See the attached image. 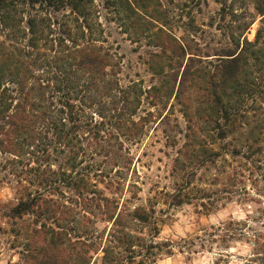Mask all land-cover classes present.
<instances>
[{"label":"rangeland","instance_id":"1","mask_svg":"<svg viewBox=\"0 0 264 264\" xmlns=\"http://www.w3.org/2000/svg\"><path fill=\"white\" fill-rule=\"evenodd\" d=\"M88 9L87 40L109 53L110 65L96 81L77 152L51 161L56 176L72 171L79 183L57 180L54 214L22 218L13 212L16 185L0 184V264H44L49 255L59 264H246L254 252L248 233L264 232V170L245 159L246 135L212 140L217 130L197 81L178 90L187 64L212 66L216 54L238 39L255 42L259 31L254 49L263 55L264 14L254 0H92ZM28 10L20 5L11 20L23 18L16 41L26 45ZM69 13L41 12L53 20L39 41L49 55L45 40L64 35L63 21L74 25ZM176 44L194 54L177 58ZM186 104L202 110L195 131Z\"/></svg>","mask_w":264,"mask_h":264},{"label":"trees","instance_id":"2","mask_svg":"<svg viewBox=\"0 0 264 264\" xmlns=\"http://www.w3.org/2000/svg\"><path fill=\"white\" fill-rule=\"evenodd\" d=\"M91 2L0 0V155L9 156L3 163L0 161V184L14 182L16 185L19 202L13 212L17 217L22 218L29 212L38 215L55 212V208L51 209L55 201L50 196L58 190L59 182L68 186L79 183L72 171L62 170L61 176H56L58 171L52 169L51 161L55 160V153L77 152L87 109L96 102L92 96L96 81H102L110 65L109 53L87 40V33H92L88 13ZM24 4L29 7L28 29H23L24 36L31 35L27 45L16 41L22 31L23 18L11 24L12 13H18V7ZM254 4L257 12L264 14V0H254ZM66 8H70L68 16L72 17L74 25L71 27L63 21L64 35L45 40L50 43L45 50L54 52L49 55L39 41L40 33L50 27L53 20L41 12L52 14ZM252 24L253 20L245 23L243 32ZM79 38L85 41L80 42ZM258 40L260 31L255 42L248 43L244 39L242 46L238 39L233 47L216 54L219 61L212 66L190 67L189 64L187 67V64L178 93H183L187 80L197 81L202 90L200 106L205 108L207 121L211 118L217 130L216 134L212 133V140L222 141L236 133L241 137L246 135L245 159H253L258 163L254 167L264 170V53L260 55L254 49ZM174 54L180 58L194 53L176 44ZM194 58L190 56L187 63ZM175 87L171 85V90ZM258 110L261 111L258 113ZM201 111L187 104L184 108L192 131H195L194 114L199 117ZM233 143L236 145L232 154L241 155L238 144ZM248 170L250 174L255 173L250 167ZM181 202L179 198L178 203ZM248 235L254 252L246 264H264V232L255 229ZM49 257L44 264H59L55 255Z\"/></svg>","mask_w":264,"mask_h":264}]
</instances>
